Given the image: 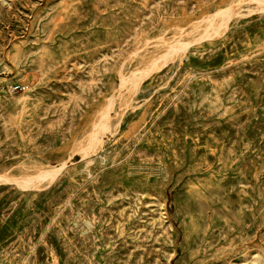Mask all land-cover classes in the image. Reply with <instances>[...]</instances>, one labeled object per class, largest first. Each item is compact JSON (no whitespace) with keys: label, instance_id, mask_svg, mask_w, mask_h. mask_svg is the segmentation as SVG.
Segmentation results:
<instances>
[{"label":"rangeland","instance_id":"rangeland-1","mask_svg":"<svg viewBox=\"0 0 264 264\" xmlns=\"http://www.w3.org/2000/svg\"><path fill=\"white\" fill-rule=\"evenodd\" d=\"M0 264H264L256 1L0 0Z\"/></svg>","mask_w":264,"mask_h":264},{"label":"bare ground","instance_id":"bare-ground-1","mask_svg":"<svg viewBox=\"0 0 264 264\" xmlns=\"http://www.w3.org/2000/svg\"><path fill=\"white\" fill-rule=\"evenodd\" d=\"M254 1H256V3H257V5H258V8L259 9H263L264 10V0H254ZM240 2H238L237 4H235V5H232L229 9H228V11H227V17H223V19L218 23V24H216V25H214V26H211V28H209V29H207V31H206V33H205V35H207V36H212V35H214V34H217V33H219L220 31H221V28H222V26H225L226 25V20H227V18L228 17H230L234 12H233V10H234V8H235V6L236 5H238ZM186 46H187V44H185V43H179V44H176V46H173V47H171V49H169V51L168 52H166L165 54H164V57H166V58H169L170 56H174V55H176L178 52H180V51H182V50H184L185 48H186ZM163 56V55H162ZM154 68V66H152V68L151 69H153ZM147 70V69H146ZM146 70H142V73L143 74H145V73H147L148 71H146ZM107 111V110H106ZM108 117H107V114L106 113H104V115H102V117H101V124H99V127H98V129L102 126V125H107L108 124ZM97 129V130H98ZM101 129V128H100ZM97 130L96 131H93L91 134H90V137H89V139H88V148H90L91 146H94V145H96V144H98V143H100V138H99V136H98V134H97ZM54 173L55 171H52L51 170V173ZM2 177V179L3 180H7V179H9L6 175H4V176H1ZM16 182H18L19 184H21V185H27V181L26 180H24V179H21V180H17Z\"/></svg>","mask_w":264,"mask_h":264}]
</instances>
